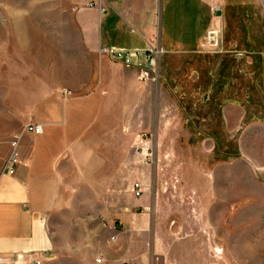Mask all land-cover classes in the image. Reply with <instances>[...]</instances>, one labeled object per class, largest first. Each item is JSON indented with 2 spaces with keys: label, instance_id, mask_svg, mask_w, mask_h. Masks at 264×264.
Masks as SVG:
<instances>
[{
  "label": "rangeland",
  "instance_id": "obj_1",
  "mask_svg": "<svg viewBox=\"0 0 264 264\" xmlns=\"http://www.w3.org/2000/svg\"><path fill=\"white\" fill-rule=\"evenodd\" d=\"M204 2L212 17L198 48L176 42L170 54L152 44L164 50L152 80L110 62L103 93L88 112L98 129L94 145L116 184L97 191L106 200L72 204L108 212L110 198L118 215H59L57 236L83 219L119 232L125 214L144 223L155 209L158 224L176 227L169 239L181 264H264V0ZM65 7V0H0V145L9 147L28 123L36 105L24 98L56 82L52 73L44 79L39 65L54 70L78 61L62 44ZM98 81L94 74L82 95L94 96ZM236 108L241 118L226 120Z\"/></svg>",
  "mask_w": 264,
  "mask_h": 264
},
{
  "label": "crops",
  "instance_id": "obj_2",
  "mask_svg": "<svg viewBox=\"0 0 264 264\" xmlns=\"http://www.w3.org/2000/svg\"><path fill=\"white\" fill-rule=\"evenodd\" d=\"M204 1L65 0L66 16L60 23L62 44L76 51L66 55L78 61L54 70L50 65H39L42 77L47 80L53 74L56 82L45 87L41 95L24 98L23 104L36 105L25 127L40 125L43 133L30 134L24 127L9 141V147L0 145V256L9 259L0 264H31L33 260L41 264H181L176 258V242L169 239L176 227L158 224L155 209L150 219L144 217V223L143 218L141 223L134 222L132 213L125 214L119 232L111 225L83 219L61 227L57 236L54 218L118 215L111 213L110 198L108 212L106 207L85 210L72 204L106 200L105 194L97 191L116 184L106 156L94 145L98 129L92 124L94 115L88 112L93 98L100 99L110 72L112 61L101 50H146L155 44L172 54L176 53V42L196 50L212 17ZM47 69L51 71L45 73ZM94 74L99 78L94 86L97 93L83 96L92 86ZM69 90L73 94L64 95ZM241 116L238 108L236 113L226 111L228 121ZM16 135L21 136L16 150L21 165L9 176L4 167L13 153L11 143ZM141 205L145 207V201ZM113 236L115 241H111Z\"/></svg>",
  "mask_w": 264,
  "mask_h": 264
},
{
  "label": "built area",
  "instance_id": "obj_3",
  "mask_svg": "<svg viewBox=\"0 0 264 264\" xmlns=\"http://www.w3.org/2000/svg\"><path fill=\"white\" fill-rule=\"evenodd\" d=\"M163 51V49L151 44L146 50H131L110 47L102 49L101 54L107 56L111 61L120 63L127 68H135L140 70V78L147 82L157 76L159 60ZM64 95H69V93L65 92ZM24 131L34 135H41L43 133V128L40 125L29 124L25 127ZM20 140L21 136L16 135L11 143L13 153L6 161L4 167L5 174L9 176H14L18 170V167L21 165L19 154L16 151ZM133 191L137 198H141L145 192L143 185L140 183L135 184ZM115 240V237L111 238V241ZM8 260V257L0 256V263L7 262ZM101 261L102 258L97 260L98 263ZM31 264H41V262L38 260H33Z\"/></svg>",
  "mask_w": 264,
  "mask_h": 264
}]
</instances>
